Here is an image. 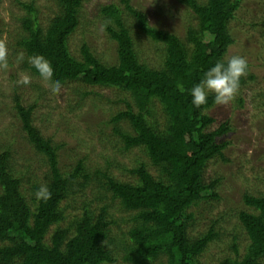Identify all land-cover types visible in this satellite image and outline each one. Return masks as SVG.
<instances>
[{"label":"trees","instance_id":"obj_1","mask_svg":"<svg viewBox=\"0 0 264 264\" xmlns=\"http://www.w3.org/2000/svg\"><path fill=\"white\" fill-rule=\"evenodd\" d=\"M57 1L61 13L45 31L35 27L36 20L26 19L29 36L20 45L27 57L44 55L53 65L54 79L62 85L85 82L128 96L129 101L123 100L127 111L112 121L130 122L134 133L120 134L126 152L142 150L160 177L153 176L145 163L128 171L136 177L135 182H122L108 171L98 170L92 175L83 161L72 173H63L59 166L63 145L54 146L34 125L36 105L27 108L18 102L16 110L27 139L50 167L47 186L52 197L38 201L35 192L40 185L30 179L27 183L31 189L25 190L24 178L13 166L12 150L0 153V264H114L119 257L127 264H201V257L220 232L217 222L196 237L191 235V228L197 209L219 199L216 189L221 179L210 180L207 168L212 160L225 159L230 143L218 140L231 128L226 122L211 130L216 119L206 112L216 105L214 98L210 96L206 107L196 109L188 89L236 42L230 23L243 0H179L197 19V28L188 30L186 42L151 26L147 15L134 8L130 0H123L124 9L115 4L104 6L105 29L118 43L115 65L104 64L87 44L81 48L82 60L72 55L69 42L81 24L84 0ZM21 5L32 15L36 13L34 6ZM124 12L134 17L141 33L164 45L161 69L140 61ZM28 69L39 77L30 66ZM245 82L243 77L241 85ZM158 106L165 116L163 127L156 120ZM88 189L99 205L113 196L130 217L118 221L107 204L96 212L87 202ZM244 201L253 208L252 212L239 213L250 244L243 257H228L218 264H264V197L246 194ZM70 206L79 214L64 225ZM121 221L131 224L128 230ZM233 249L239 255L236 243Z\"/></svg>","mask_w":264,"mask_h":264},{"label":"rangeland","instance_id":"obj_2","mask_svg":"<svg viewBox=\"0 0 264 264\" xmlns=\"http://www.w3.org/2000/svg\"><path fill=\"white\" fill-rule=\"evenodd\" d=\"M130 1L134 8L147 15L151 26L173 33L185 42L188 30L197 28L194 14L179 0ZM21 3L34 6L36 13L32 15ZM110 4L122 9L125 5L123 0L83 1L81 24L69 42L75 58L83 59L81 48L87 44L104 64L118 63V43L108 35L105 29L107 20L101 12ZM60 13L57 0H0V40L8 48V67L0 68V153L7 148L12 150L13 166L24 178L25 190L31 189L27 183L30 179L40 186L50 181V167L45 157L28 141L17 114L16 106L20 102L27 108L36 105L34 125L52 140L54 146L63 145L59 150V166L63 173H72L83 161L92 175L98 170L108 171L122 182H135L136 177L128 171L145 163L152 175L159 178L158 168L150 163L142 150L133 148L126 152L120 134L134 133L130 122L127 119L112 121L120 112L127 111L125 101L128 96L116 89L92 87L85 82L62 85L61 92L53 95L50 86L28 69V57L20 45L23 38L29 36L26 19L36 20L35 27L39 25L45 31ZM123 17L136 42L140 61L150 68L161 69L165 59L164 45L141 33L133 16L124 12ZM230 29L236 42L227 55L245 57L249 67L244 77L246 82L235 99L225 106L215 105L206 112L216 119L211 130L226 122L231 130L218 140L230 143L224 151L225 159L216 158L207 168L210 180L221 179L216 189L219 199L205 202L197 209L196 223L191 228V235L196 237L217 222L216 230L220 232L219 238L201 257V264H218L225 258L245 255L250 240L242 228L239 213L243 210L252 212L253 208L246 205L244 197L246 194L264 197V0H243ZM21 53L22 60L19 59ZM21 74L31 76L28 85L17 83ZM160 110L158 106L155 115L163 127L165 116ZM118 130L120 133L116 132ZM86 195L87 202L92 203L96 212L101 205L107 204L118 221L130 217L120 202L112 199L113 196L109 195L99 205L91 189ZM77 214L75 207L70 206L64 225H68ZM120 224L124 230L131 225L123 221ZM234 243L239 255L233 249ZM114 264L127 263L119 257Z\"/></svg>","mask_w":264,"mask_h":264},{"label":"clouds","instance_id":"obj_3","mask_svg":"<svg viewBox=\"0 0 264 264\" xmlns=\"http://www.w3.org/2000/svg\"><path fill=\"white\" fill-rule=\"evenodd\" d=\"M8 48L3 40H0V68L8 67ZM19 59H23V54H19ZM27 63L31 69H34L39 78L50 86L51 93L57 95L61 92L62 82L55 80V73L52 63L42 54H33L28 57ZM248 73L247 59L240 55H226L224 58L216 61L207 69L198 83L188 89L191 97V104L196 109H202L208 105L209 97L214 98V103L218 106L230 104L238 95L241 80ZM31 82V76L21 74L18 84L28 85ZM38 201H48L52 197L49 187L41 185L35 192Z\"/></svg>","mask_w":264,"mask_h":264}]
</instances>
